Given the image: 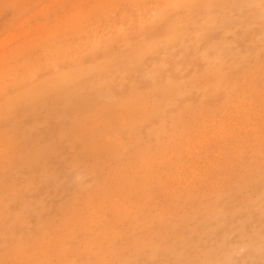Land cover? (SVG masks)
<instances>
[{
	"label": "rangeland",
	"instance_id": "obj_1",
	"mask_svg": "<svg viewBox=\"0 0 264 264\" xmlns=\"http://www.w3.org/2000/svg\"><path fill=\"white\" fill-rule=\"evenodd\" d=\"M0 264H264V0H0Z\"/></svg>",
	"mask_w": 264,
	"mask_h": 264
}]
</instances>
